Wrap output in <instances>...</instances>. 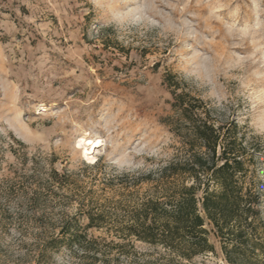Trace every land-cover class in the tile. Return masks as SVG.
<instances>
[{
	"label": "rangeland",
	"instance_id": "374dc122",
	"mask_svg": "<svg viewBox=\"0 0 264 264\" xmlns=\"http://www.w3.org/2000/svg\"><path fill=\"white\" fill-rule=\"evenodd\" d=\"M180 94L263 146L264 223V0H0V264H94L54 242L89 216L95 264H227L213 236L191 261L118 237L180 154Z\"/></svg>",
	"mask_w": 264,
	"mask_h": 264
},
{
	"label": "trees",
	"instance_id": "16d2710c",
	"mask_svg": "<svg viewBox=\"0 0 264 264\" xmlns=\"http://www.w3.org/2000/svg\"><path fill=\"white\" fill-rule=\"evenodd\" d=\"M175 109L177 129L186 131L178 134L180 154L151 172L144 198L119 215L124 221L119 239L161 248L166 260L191 261L215 253L213 236L227 264H264L263 184L256 173L263 146L247 143L235 122L218 124L206 104L187 94L176 96ZM92 228H101L92 216L84 229L64 228L63 237L54 240L56 247L81 249L83 258L92 254L95 264L105 254L93 250L99 240L85 231ZM127 247L118 244L119 256L130 255Z\"/></svg>",
	"mask_w": 264,
	"mask_h": 264
},
{
	"label": "bare ground",
	"instance_id": "6f19581e",
	"mask_svg": "<svg viewBox=\"0 0 264 264\" xmlns=\"http://www.w3.org/2000/svg\"><path fill=\"white\" fill-rule=\"evenodd\" d=\"M82 143H85L84 156L86 157L89 163H94L96 161L95 152L96 150L101 148L102 140L101 139H88V138L83 137L79 145H82Z\"/></svg>",
	"mask_w": 264,
	"mask_h": 264
}]
</instances>
